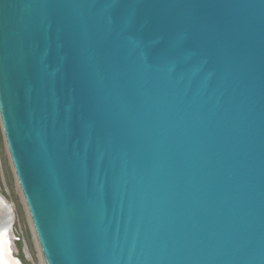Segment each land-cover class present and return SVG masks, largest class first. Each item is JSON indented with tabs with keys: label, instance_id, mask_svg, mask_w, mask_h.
<instances>
[{
	"label": "water",
	"instance_id": "95a60500",
	"mask_svg": "<svg viewBox=\"0 0 264 264\" xmlns=\"http://www.w3.org/2000/svg\"><path fill=\"white\" fill-rule=\"evenodd\" d=\"M0 124L44 264H264V0H0Z\"/></svg>",
	"mask_w": 264,
	"mask_h": 264
},
{
	"label": "rangeland",
	"instance_id": "374dc122",
	"mask_svg": "<svg viewBox=\"0 0 264 264\" xmlns=\"http://www.w3.org/2000/svg\"><path fill=\"white\" fill-rule=\"evenodd\" d=\"M0 197L6 205L0 206V216L5 210L11 211L14 216L13 233L14 255L22 264H44L39 245L24 203L21 191L16 181L5 140L0 124ZM4 207L6 209H4Z\"/></svg>",
	"mask_w": 264,
	"mask_h": 264
},
{
	"label": "bare ground",
	"instance_id": "6f19581e",
	"mask_svg": "<svg viewBox=\"0 0 264 264\" xmlns=\"http://www.w3.org/2000/svg\"><path fill=\"white\" fill-rule=\"evenodd\" d=\"M6 205L5 201L0 197V206ZM2 207V206H1ZM4 209H6L4 207ZM5 214L0 216V264H18L13 261L9 254V248L12 250V257L14 255V242L8 237L7 233L10 231V227L13 224L14 216L9 210H5ZM13 228V227H12ZM11 230L13 231V229ZM20 261V260H19ZM22 264V262L20 261Z\"/></svg>",
	"mask_w": 264,
	"mask_h": 264
}]
</instances>
